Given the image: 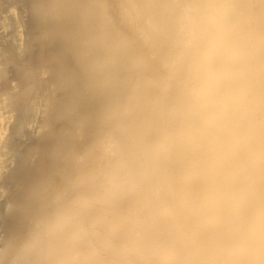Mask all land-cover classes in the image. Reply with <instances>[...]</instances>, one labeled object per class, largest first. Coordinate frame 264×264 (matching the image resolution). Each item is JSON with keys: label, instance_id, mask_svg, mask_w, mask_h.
<instances>
[{"label": "clouds", "instance_id": "1", "mask_svg": "<svg viewBox=\"0 0 264 264\" xmlns=\"http://www.w3.org/2000/svg\"><path fill=\"white\" fill-rule=\"evenodd\" d=\"M107 5L34 0L41 25L76 9L96 130L0 264H264V0H136L155 65Z\"/></svg>", "mask_w": 264, "mask_h": 264}, {"label": "bare ground", "instance_id": "2", "mask_svg": "<svg viewBox=\"0 0 264 264\" xmlns=\"http://www.w3.org/2000/svg\"><path fill=\"white\" fill-rule=\"evenodd\" d=\"M34 0H0V233L15 232L33 198L82 160L96 130L75 7L41 25ZM108 22L155 65L153 17L136 0H108ZM16 206L9 215L7 208Z\"/></svg>", "mask_w": 264, "mask_h": 264}]
</instances>
